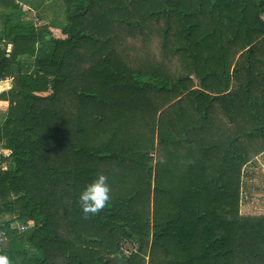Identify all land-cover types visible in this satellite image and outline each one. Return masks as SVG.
<instances>
[{"label": "trees", "instance_id": "trees-1", "mask_svg": "<svg viewBox=\"0 0 264 264\" xmlns=\"http://www.w3.org/2000/svg\"><path fill=\"white\" fill-rule=\"evenodd\" d=\"M55 1L64 9L62 25L55 22ZM147 1L132 0L131 5ZM170 3L163 0L155 19L128 41L144 44V38L149 40L156 31L162 40L157 50L164 51L173 31L187 39L185 47L175 50L181 49L190 59L187 72L195 73L211 57L218 61L227 93L210 98L204 91H191L197 96L195 103L223 100L215 116L217 121L225 117L230 127L223 136L225 149L217 141L211 143L218 146L212 151L216 161L203 145L204 133L217 129L209 106L203 111L205 119L197 123L192 112L202 110L198 104L181 113L185 122L179 131L173 119L166 128L163 123H147L155 112L145 100L136 110L132 104L126 106V99L107 94L146 93L147 86L137 87L134 77L158 78L152 72L120 69L123 44L114 45L116 39L108 33L117 22L108 12L124 5L117 0H0V31L12 41L8 55L0 50V81L13 79L7 119L0 123V149L9 151L0 154V257H6L8 264H111L105 260L117 253L112 245L119 236L137 242L135 256L148 254L151 264H158L151 261L155 247L164 264H264V215L246 216L238 210L241 169L250 156L264 152V0ZM24 6L41 19L52 20L48 25L24 21ZM49 26L58 29L60 37H53ZM196 31L200 34L192 37ZM19 46H23L20 52ZM208 68L207 63L204 71L210 75ZM120 80L124 86L117 84ZM177 88L179 101L191 93ZM152 89L157 97L171 92L165 86ZM227 109H232L230 116ZM150 151L154 159L148 156ZM154 161L157 208L150 230L149 216L137 211L136 199L151 191L147 163ZM165 165L185 170L190 166L193 182L166 179ZM127 166L137 170H131L137 187L127 199L109 200L100 212L85 216L78 204L83 187L102 173L110 196L117 197L125 178L120 169ZM176 187L181 188L178 194ZM140 221L148 223L147 228ZM123 258L128 264H143Z\"/></svg>", "mask_w": 264, "mask_h": 264}, {"label": "rangeland", "instance_id": "rangeland-1", "mask_svg": "<svg viewBox=\"0 0 264 264\" xmlns=\"http://www.w3.org/2000/svg\"><path fill=\"white\" fill-rule=\"evenodd\" d=\"M132 0H117L119 6H125L126 8L119 9L118 11L108 12L110 15V18H115L117 22H114L115 26H112V28L108 29V33H111L116 39L114 45H118L119 42L122 45L121 49L122 51L119 55H124V59L121 60V64H124L123 67L120 69L125 71V69H129L132 73L135 71H143L146 73H156V78L153 79V77L147 76H140V77H134L133 82L136 83L137 81V87L143 86L145 84L147 86L146 93L142 91H115L111 93L110 91L107 92L108 95L111 96V98H115L118 96L119 99L122 101L124 99L127 100L126 106L129 104H132L136 106V110H138V107L142 105V100H145L147 104L150 105L152 110L155 112L150 119H147V123L151 124L154 122L153 125H157L163 123V127L166 128L168 122H170V119H173V122H177L179 126V131H181L182 124L185 121H182L181 119V113H184L190 109H192L194 106L192 105H199L201 107V111L199 112H192V120L194 123H197V119H205L203 116V111H205L207 108H212V115L211 117L214 118V123L217 125L215 128L216 131L213 132H205L204 133V141L203 145L208 146L211 150V156L212 160H217V157L215 155V152H212L216 148L218 149V146L215 144H211L214 141H217L219 145L221 144L222 147H226V140L225 132H228L229 129V120L225 119V117H220L223 115V110L221 109L218 115V118L220 117L221 120L217 121V117L215 116L216 109L219 106V103L222 104L223 100H201L197 103L194 101L196 100V95L192 93L191 91H204V93L210 94V98L212 97H222L227 92L224 91V85L225 80L223 78L222 70L219 67V63L217 64V60L215 57H211L207 63L210 64L211 69L210 75L206 74L204 70H207V63L205 65L202 63L199 64V66L196 68V72L193 73L194 69L191 70V72H187V63H189L190 59L188 58L187 54H182L181 49L178 50L179 52L175 51L176 48L185 47L187 39L182 38L181 35H176V32H169L167 35V41L165 45V50H157V46L162 45V40L159 38V34L154 33L151 36V42L150 39L146 41V37L143 39L144 44L137 45V43L134 44V42L128 41V37L133 35L134 33H137V31L144 27L145 25L149 24L153 19H155V15L158 9L161 8L163 0H149L143 4H140L139 7H135L131 5ZM177 0H171L170 4H173ZM60 2V1H59ZM54 7V8H53ZM53 11L57 12L58 14H55L56 17V24L62 25L63 21L65 22V14L64 9L62 6L57 4V1H55V4L53 5ZM44 12V10H42ZM156 13V14H155ZM51 15V13H49ZM154 14V15H153ZM44 17V15H42ZM263 17V16H262ZM34 23L36 25H40L39 22H37V19H34ZM131 23H135L136 26H133ZM42 25V24H41ZM199 25V24H198ZM110 27V24L109 26ZM107 27V28H108ZM200 34V32L196 31L194 34H192V37H197ZM127 51L124 52V51ZM11 51V50H10ZM10 53V52H9ZM212 54V53H211ZM242 54V51L236 55V58L239 57V55ZM261 55V53L259 52ZM243 59V58H242ZM240 59L239 61H241ZM204 60V59H203ZM205 61V60H204ZM237 59H234V63H236ZM240 63L245 64L244 61H241ZM234 65L232 66L233 70ZM206 68V69H205ZM117 69H119L117 67ZM230 69V71H231ZM257 70L259 68L257 67ZM217 73H214V72ZM238 75V74H237ZM236 75V77H237ZM200 76L204 78V81H200ZM205 76V77H204ZM160 78V79H159ZM140 79V80H139ZM124 80V79H123ZM139 82V84H138ZM157 82V83H156ZM178 83V85H177ZM234 80L232 82V85H234ZM120 87L124 86L125 83L123 81H118L117 83ZM132 84V83H131ZM152 86L158 87V86H165L166 88L170 87L171 92L165 93L162 92V94L155 95L154 91L152 89ZM177 86H180L185 89V93H190L187 97L182 98L181 101L176 99L180 93L177 91ZM95 88H100L98 85H94ZM200 87H203L205 90H202ZM119 89V88H118ZM183 94V96H184ZM154 95V96H152ZM142 96L145 98L142 99ZM182 96V97H183ZM237 107V105H236ZM232 109H227V115L230 116ZM163 112V113H161ZM226 112V111H225ZM161 113V114H160ZM152 118V119H151ZM177 123H175L177 125ZM238 123V122H237ZM235 123L237 126L239 124ZM227 124V125H226ZM208 125H211V123H208ZM226 126V127H225ZM235 127V126H234ZM249 125L246 126L244 129H249ZM236 129V128H235ZM241 130H236V132H239ZM233 134V133H232ZM198 133L196 132L195 138L197 137ZM202 135V133H200ZM157 137V136H156ZM155 137V138H156ZM242 150V149H241ZM240 151V148H239ZM238 149H236L235 153L239 156L241 155ZM245 151V150H243ZM5 155H7V152H3ZM2 153V154H3ZM224 151H220V155H223ZM148 156H153L152 159H154V152H149ZM263 154V152H262ZM259 155H255L254 157L250 156V158L247 160V162L243 165L245 166L249 161H252V164L247 165L245 170L243 171L244 177H243V183L247 186L246 193L240 188V202L238 206L239 213L241 215H258L261 216L264 214V158L259 157ZM241 156H244L243 154ZM221 157V156H220ZM150 166L151 170V178H150V184H151V191L147 194L143 192L142 194H139V197L135 200L138 204V210L143 215L149 216V229L151 230V219L153 211L157 208V206H154V174L156 172V164L154 162L147 163ZM166 166V165H165ZM163 167L162 173L166 177V179L169 180H176V183L178 184H191L193 182V179L190 177L189 173L191 169L190 166L187 167L185 170L184 167L178 166V168L174 165L172 166H166L167 168ZM136 172L137 170L132 167H125L124 169H120V173L125 174V178H123L122 181H120V195L117 197L110 196V200H114L117 198L125 199L128 194H131V191L136 186V184H132V176L135 174L131 173V170ZM130 171V172H129ZM184 171V172H183ZM129 172V173H128ZM192 172L194 175L197 174V171L195 167L193 166ZM250 172V173H249ZM115 185L119 184L117 181H113ZM140 185L144 184L143 179L140 180ZM176 184V185H177ZM123 189H128V191H124ZM245 190V188H244ZM181 188L176 187L175 193H180ZM247 195V199H246ZM127 199V198H126ZM134 200V199H133ZM147 218V216L145 217ZM140 225L143 224L147 228L148 223L140 221ZM121 242H124L121 244ZM137 242H131L128 238H123L119 236L116 243L112 245L113 251H115L117 246V253L112 252L113 257L114 256H121L124 257V252L127 251L130 255L128 257L135 258V261H140L143 264H151L150 257L148 254L141 255V256H135L138 251V244ZM150 243V242H148ZM159 247H155V253L152 255V262H156L158 264H164L166 260H164V257L158 253ZM134 255V256H133ZM126 257V256H125ZM138 257V258H137ZM120 264V263H117Z\"/></svg>", "mask_w": 264, "mask_h": 264}, {"label": "crops", "instance_id": "crops-1", "mask_svg": "<svg viewBox=\"0 0 264 264\" xmlns=\"http://www.w3.org/2000/svg\"><path fill=\"white\" fill-rule=\"evenodd\" d=\"M1 11H3L2 8H0V12ZM23 11L25 13L24 16L22 17V19L24 21L34 23V19L36 18L37 22H39L40 25L41 24L42 25H48V23L52 20V18H51V20H44L43 18L41 19V17L35 11L29 10L26 6L23 7ZM48 29H49V32L51 33V35L53 37H60V35H61L60 31L58 29L54 28V26H49ZM0 30H1V28H0ZM39 40H40V38H38V41ZM22 47L23 46L18 47L19 52L21 51ZM11 48H12V41L7 40L5 37H3V35L0 31V50L4 49L6 51V55H8ZM12 87H13V79L12 78L7 77L4 80L0 81V123H3L7 119L6 114H7V109H8V106H9L11 98H12V92H11ZM242 140L245 141V139H242ZM3 152H7V154L9 153L8 150L0 149V154L2 156H5V153H3ZM259 157L264 158V152H263V154L261 153V155H259ZM249 164L251 165L252 161H249L241 169V174H242L241 190H242V192L244 191L245 193H246L247 186L244 185V183L242 181L243 177H244L243 171L245 170V168H247L246 166ZM244 188H245V190H244ZM246 199H247V195H246ZM247 216H253V214L247 215ZM254 216H258V215H254Z\"/></svg>", "mask_w": 264, "mask_h": 264}, {"label": "clouds", "instance_id": "clouds-1", "mask_svg": "<svg viewBox=\"0 0 264 264\" xmlns=\"http://www.w3.org/2000/svg\"><path fill=\"white\" fill-rule=\"evenodd\" d=\"M107 177L98 173L96 178L87 183L81 190L78 197V204L82 212L87 214H97L110 200V188L106 183ZM0 264H8L6 257H0Z\"/></svg>", "mask_w": 264, "mask_h": 264}, {"label": "water", "instance_id": "water-1", "mask_svg": "<svg viewBox=\"0 0 264 264\" xmlns=\"http://www.w3.org/2000/svg\"><path fill=\"white\" fill-rule=\"evenodd\" d=\"M106 262H109L111 264H117V263H120V264H128V261L124 258H122L121 256H109L106 258L105 260Z\"/></svg>", "mask_w": 264, "mask_h": 264}, {"label": "built area", "instance_id": "built-area-1", "mask_svg": "<svg viewBox=\"0 0 264 264\" xmlns=\"http://www.w3.org/2000/svg\"><path fill=\"white\" fill-rule=\"evenodd\" d=\"M262 18H264V17H262ZM26 228H27V226H21V227H20L21 230H24V229H26ZM122 243H124V242H121V244H122ZM123 254H124V256H129V255H130L127 251H125Z\"/></svg>", "mask_w": 264, "mask_h": 264}]
</instances>
